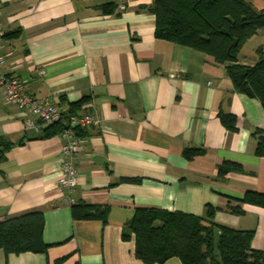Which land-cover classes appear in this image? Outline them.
Listing matches in <instances>:
<instances>
[{"label":"crops","instance_id":"obj_1","mask_svg":"<svg viewBox=\"0 0 264 264\" xmlns=\"http://www.w3.org/2000/svg\"><path fill=\"white\" fill-rule=\"evenodd\" d=\"M154 1L0 0L4 72L63 112L87 98L75 113L97 122L82 137L78 185L69 194L57 186L61 135L28 134L30 116L0 87V140L11 144L0 162V222L42 212L49 246L45 254L0 249V264H144L135 239L122 237L138 209L204 217L212 206L216 223L254 231L253 248L264 250V208L236 202L264 192L253 136L264 130V108L234 90L213 56L158 39ZM245 1L264 10V0ZM259 49L264 30L243 46L239 63L255 65ZM221 112L236 117L235 131ZM187 149L204 152L189 158ZM226 164L239 170L219 178ZM78 204L107 210V222L75 219ZM238 205L242 214L232 213Z\"/></svg>","mask_w":264,"mask_h":264},{"label":"trees","instance_id":"obj_2","mask_svg":"<svg viewBox=\"0 0 264 264\" xmlns=\"http://www.w3.org/2000/svg\"><path fill=\"white\" fill-rule=\"evenodd\" d=\"M113 13L114 7H104ZM156 17L155 35L158 39L193 48L215 58L225 66L234 90L257 99L264 108V51L258 50V62L253 66L239 63L243 46L264 30V10L256 9L245 0H155L150 9ZM87 98L64 112L63 119L76 115ZM223 125L236 130L237 119L220 113ZM59 123L43 129L39 137L48 138L64 131ZM85 131H79L83 137ZM256 153L264 157V130H255ZM11 147L0 140V162ZM204 151L187 149L189 158ZM239 170L230 164L219 168V178ZM137 182V180H127ZM236 202L264 208V192H247ZM229 206L234 214H242L240 206ZM217 209L208 206L206 216L198 217L181 212L157 209H138L125 226L122 237L136 242V257L144 264H164L179 258L183 264H264V250L252 246L254 231H242L215 222ZM75 219H102L107 222V210L78 204L72 207ZM45 218L42 212H30L0 222V249L7 256L24 253H47L44 242ZM59 264V263H58Z\"/></svg>","mask_w":264,"mask_h":264},{"label":"built area","instance_id":"obj_3","mask_svg":"<svg viewBox=\"0 0 264 264\" xmlns=\"http://www.w3.org/2000/svg\"><path fill=\"white\" fill-rule=\"evenodd\" d=\"M5 30L0 23V87L3 89V97L7 103L17 105L30 118L25 121V130L28 134L40 133L43 129L59 123L65 124L61 133L63 146L62 175L57 182L60 190L71 194L78 185L79 172L76 159L81 153L83 138L78 135L79 131H85L96 125V120L89 115H71L67 120L63 119L64 112L51 99H39L27 90L24 80L4 72L7 63L3 53ZM72 202L71 199H69Z\"/></svg>","mask_w":264,"mask_h":264}]
</instances>
